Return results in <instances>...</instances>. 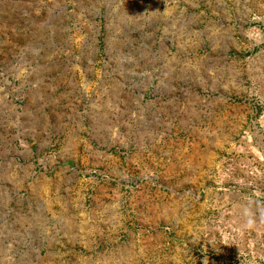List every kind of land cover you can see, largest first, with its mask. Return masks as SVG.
Returning a JSON list of instances; mask_svg holds the SVG:
<instances>
[{"label":"rangeland","instance_id":"obj_1","mask_svg":"<svg viewBox=\"0 0 264 264\" xmlns=\"http://www.w3.org/2000/svg\"><path fill=\"white\" fill-rule=\"evenodd\" d=\"M0 264H264V0H0Z\"/></svg>","mask_w":264,"mask_h":264},{"label":"water","instance_id":"obj_2","mask_svg":"<svg viewBox=\"0 0 264 264\" xmlns=\"http://www.w3.org/2000/svg\"><path fill=\"white\" fill-rule=\"evenodd\" d=\"M69 164L72 166L73 165L72 161H69Z\"/></svg>","mask_w":264,"mask_h":264}]
</instances>
